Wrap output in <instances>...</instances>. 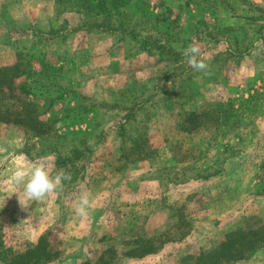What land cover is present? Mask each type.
Here are the masks:
<instances>
[{
  "label": "rangeland",
  "instance_id": "1",
  "mask_svg": "<svg viewBox=\"0 0 264 264\" xmlns=\"http://www.w3.org/2000/svg\"><path fill=\"white\" fill-rule=\"evenodd\" d=\"M148 3L155 17L130 20L121 36L54 0H0V68L19 51L37 72L16 90L0 85V110L26 102L46 123L0 121V264L41 236L50 264H95L111 249L112 264H181L228 231L264 225V0ZM193 42L208 75L181 55ZM41 62L57 70L40 74ZM229 104L238 117L181 128L187 113ZM76 150L82 158L60 167ZM40 162L71 180L22 208L12 171ZM84 191L92 208L81 218L73 203ZM234 264H264V243Z\"/></svg>",
  "mask_w": 264,
  "mask_h": 264
},
{
  "label": "trees",
  "instance_id": "2",
  "mask_svg": "<svg viewBox=\"0 0 264 264\" xmlns=\"http://www.w3.org/2000/svg\"><path fill=\"white\" fill-rule=\"evenodd\" d=\"M55 2L59 6H62L63 9L67 8L69 11H75L81 14L87 21L90 20L98 23L99 28L102 30H110L111 33L120 34L121 36L125 35L130 20L143 19L145 22H149L151 18L155 17L152 16L153 14L149 10L148 0H55ZM258 9L262 12V19L264 21V9ZM148 43L150 44V39H144V44ZM155 46L162 50L167 48L159 41ZM34 58L29 53L25 54L18 51L17 60L14 64L0 68V85L8 86L11 90H16L15 80L17 78L23 76L31 77L37 73L32 67V60ZM42 65H44V69L39 72L40 74L57 70L44 63ZM252 98L245 100V103L250 102ZM24 105V108L21 107L22 111H18L17 109L18 112L14 114L0 110V121L39 130L46 123L38 118V115L31 108L34 106L26 102H24ZM209 116H216V121L220 122L228 120L231 117L236 118L238 114L234 113L232 104H229L228 108L223 106L216 107L212 112L200 113L198 111H191L185 115L181 128L184 129L183 131L193 132L201 124H204V121ZM29 122H33V125ZM87 150L92 151L90 148ZM83 153L84 151L82 150H76L71 157L59 158L57 163L60 167L70 166L71 163H75V161L81 159ZM260 243H264V225L257 229L238 227L232 231H228L224 239L212 249L208 251L202 250L198 256H186L182 259L181 264H192V260H194L193 264H234L243 259H249ZM48 246L47 237L41 236L36 245L31 246L24 253L13 255L12 262L13 264H50L55 261L57 255L54 251L48 249ZM152 252L154 251H147V253ZM114 254H116L114 249L106 251L99 256L96 263L112 264V255ZM128 254L139 255L140 253L135 248L130 250Z\"/></svg>",
  "mask_w": 264,
  "mask_h": 264
},
{
  "label": "clouds",
  "instance_id": "3",
  "mask_svg": "<svg viewBox=\"0 0 264 264\" xmlns=\"http://www.w3.org/2000/svg\"><path fill=\"white\" fill-rule=\"evenodd\" d=\"M181 55L186 59L187 65L194 72L210 73V63L207 58L201 54V48L198 43H190L181 50ZM11 180L18 188L22 189L25 199L18 200L22 208H27V201H43L49 194L57 193L62 190L63 181L71 180V173L61 169L53 176L48 171L45 163H32L30 165H17L12 171ZM92 208V197L87 191L81 192L73 203V211L76 216L86 218Z\"/></svg>",
  "mask_w": 264,
  "mask_h": 264
},
{
  "label": "crops",
  "instance_id": "4",
  "mask_svg": "<svg viewBox=\"0 0 264 264\" xmlns=\"http://www.w3.org/2000/svg\"><path fill=\"white\" fill-rule=\"evenodd\" d=\"M55 1V0H54Z\"/></svg>",
  "mask_w": 264,
  "mask_h": 264
}]
</instances>
